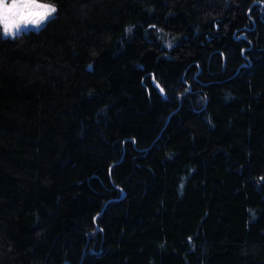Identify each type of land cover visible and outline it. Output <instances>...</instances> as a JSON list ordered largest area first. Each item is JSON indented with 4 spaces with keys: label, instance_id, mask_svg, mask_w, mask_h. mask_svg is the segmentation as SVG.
Instances as JSON below:
<instances>
[{
    "label": "trees",
    "instance_id": "1",
    "mask_svg": "<svg viewBox=\"0 0 264 264\" xmlns=\"http://www.w3.org/2000/svg\"><path fill=\"white\" fill-rule=\"evenodd\" d=\"M39 2L0 38V264H264V0Z\"/></svg>",
    "mask_w": 264,
    "mask_h": 264
},
{
    "label": "snow or ice",
    "instance_id": "2",
    "mask_svg": "<svg viewBox=\"0 0 264 264\" xmlns=\"http://www.w3.org/2000/svg\"><path fill=\"white\" fill-rule=\"evenodd\" d=\"M56 11L53 4H41L39 0H0V27L5 37L15 38L22 24L39 28Z\"/></svg>",
    "mask_w": 264,
    "mask_h": 264
},
{
    "label": "rangeland",
    "instance_id": "3",
    "mask_svg": "<svg viewBox=\"0 0 264 264\" xmlns=\"http://www.w3.org/2000/svg\"><path fill=\"white\" fill-rule=\"evenodd\" d=\"M39 3H41V4H50V3H42V2H39ZM52 17L53 16L49 17V19L45 23L41 24V26L39 28L34 27L33 25H30V24L29 25L22 24L20 26V29H19V32H18L17 35H19L21 33H27L29 31H39ZM0 38H13V37L12 36L5 37L3 35V29H2V27H0Z\"/></svg>",
    "mask_w": 264,
    "mask_h": 264
}]
</instances>
